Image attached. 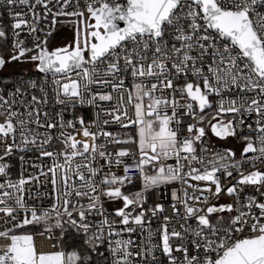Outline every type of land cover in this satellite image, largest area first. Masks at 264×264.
<instances>
[{"label": "snow or ice", "instance_id": "1", "mask_svg": "<svg viewBox=\"0 0 264 264\" xmlns=\"http://www.w3.org/2000/svg\"><path fill=\"white\" fill-rule=\"evenodd\" d=\"M0 264H264V0H0Z\"/></svg>", "mask_w": 264, "mask_h": 264}]
</instances>
